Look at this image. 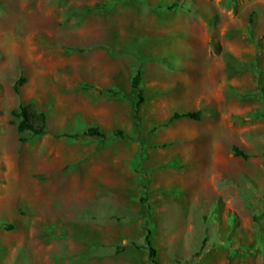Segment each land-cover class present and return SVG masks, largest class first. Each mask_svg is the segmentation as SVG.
Masks as SVG:
<instances>
[{"label":"rangeland","instance_id":"rangeland-1","mask_svg":"<svg viewBox=\"0 0 264 264\" xmlns=\"http://www.w3.org/2000/svg\"><path fill=\"white\" fill-rule=\"evenodd\" d=\"M198 1L217 18L186 37L149 14L195 0H0V264H264V0ZM245 35L262 66L203 65ZM19 104L43 134L16 131Z\"/></svg>","mask_w":264,"mask_h":264},{"label":"crops","instance_id":"crops-1","mask_svg":"<svg viewBox=\"0 0 264 264\" xmlns=\"http://www.w3.org/2000/svg\"><path fill=\"white\" fill-rule=\"evenodd\" d=\"M173 2V0H172ZM172 2H170L169 4H171ZM195 9L196 12L198 11L199 15H190L188 14V12H184L181 10H176L173 12L175 14H173V17H171L170 20H168L166 23L163 22V24L161 23V21L159 20V18L151 13L149 14V18L150 21L153 23L158 22L159 24H161L158 28H155L154 30H152V33L155 35L158 34H168L170 33V35L172 34V32H174L175 35H184L186 37H188V33H189V25L191 23H196L199 25H206L207 24V19L209 18H217V14L218 12H215V10H212L210 6L204 5V3L202 1H198L195 0ZM167 4V5H169ZM176 7V6H175ZM175 7H172L169 10H173ZM152 10V9H151ZM214 11V12H213ZM217 11V10H216ZM153 12V11H152ZM206 18V19H205ZM244 41L246 44V47L242 50L241 52H237V49L234 48H228V49H224V48H220L217 54H213L212 55L209 52H206V54L203 53V55H201V58H203V65L204 66H216L218 60L219 62L222 64V66H225V70L227 71H231L233 72V74H237L239 73L240 69L245 67V66H251L248 65L249 61L252 60L253 58L255 59V66H262V59L260 58V54L257 53L256 51L251 50L252 45L250 43H248V41L246 40V35L244 36ZM209 44V38L207 40V43H205V45ZM209 46V45H208ZM193 49V48H191ZM247 49V52H245ZM171 52H176L177 50L174 49V47L172 46V48H170ZM258 51H261L260 49ZM195 54V57L197 55L196 49L194 51V49L192 50V54ZM261 53V52H260ZM226 55V57H225ZM197 58V57H196ZM150 63V64H149ZM148 64L149 66H167L163 63H160L158 61H150ZM219 65V64H218ZM148 66V65H146ZM186 66V65H185ZM240 66V67H239ZM243 66V67H242ZM173 74V71H172ZM174 74H177L176 72H174ZM235 81V80H234ZM185 111H189V110H185ZM102 199V197H100ZM126 199H128L129 202L135 203L134 205L137 207V209H139L140 204L138 203V200L135 199V197H126ZM127 202V201H126ZM126 202H122V205H127L128 203ZM133 205V204H132ZM125 222V221H124ZM94 224V223H93ZM126 242H128L130 244L131 239L130 238H126L125 239Z\"/></svg>","mask_w":264,"mask_h":264},{"label":"trees","instance_id":"trees-1","mask_svg":"<svg viewBox=\"0 0 264 264\" xmlns=\"http://www.w3.org/2000/svg\"><path fill=\"white\" fill-rule=\"evenodd\" d=\"M184 0H173V2L167 5V8L171 9L177 5H182ZM252 16V13L249 14V18ZM218 47V46H216ZM141 73L140 70L137 69L135 73L131 77L130 85L133 89L136 90V100L134 101L132 112L133 117L137 118V110L138 106L143 101L142 90L139 86L140 84ZM24 78L22 75L18 77V79L13 84V91L18 93V88L23 84ZM11 115L17 119L15 128L18 133L27 132L32 136H37L43 134L46 124V116L42 111H38L33 108L31 104H19L16 109L11 110ZM201 117V113L199 110L192 111H182V112H172V114L168 118V122L179 118H188L192 120H199ZM82 134L90 136V137H98L103 138L104 133L98 129L97 127L91 126L82 131ZM117 134H121L119 131ZM77 134L71 135L70 137H76ZM23 141V138H20ZM232 152L235 156H240L242 158H246V154L236 147H232ZM10 228L11 226H7ZM143 242L148 251V258L154 262L153 258L155 255V250L150 246V230L145 229V233L143 236Z\"/></svg>","mask_w":264,"mask_h":264}]
</instances>
